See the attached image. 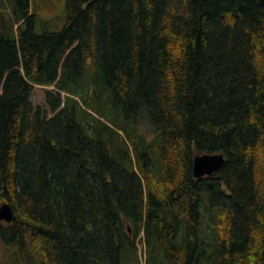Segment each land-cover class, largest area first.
Instances as JSON below:
<instances>
[{
  "label": "trees",
  "instance_id": "obj_1",
  "mask_svg": "<svg viewBox=\"0 0 264 264\" xmlns=\"http://www.w3.org/2000/svg\"><path fill=\"white\" fill-rule=\"evenodd\" d=\"M50 1L0 0V264H264V0Z\"/></svg>",
  "mask_w": 264,
  "mask_h": 264
},
{
  "label": "rangeland",
  "instance_id": "obj_2",
  "mask_svg": "<svg viewBox=\"0 0 264 264\" xmlns=\"http://www.w3.org/2000/svg\"><path fill=\"white\" fill-rule=\"evenodd\" d=\"M54 0H51L50 3H48V5H50L51 3H53ZM56 2H58V0H55ZM11 2V0H1V4H6V6H8V4ZM52 5V4H51ZM11 7V5H9ZM63 6L60 8V12L58 15H56L55 18H52L51 20V24L53 26H61L63 23V18L65 15V10L63 9ZM8 7V9L10 8ZM48 92H54L55 91V86H50V87H41V86H37L36 87V91L34 93L33 96V102L35 105H40L43 108L46 107L47 103H46V95ZM62 98L65 97V93L62 92ZM96 101H98L97 105L94 107L92 106L93 109V113L95 114V116L98 119H101L103 121H105L106 123H108L109 125H115L117 123V115L114 116L112 115L110 112H106L105 108H107V102L109 101V99L107 98V96L105 94L102 95V97H99ZM101 107V108H100ZM47 108V107H46ZM144 115V114H143ZM140 130L141 132L144 134L145 138L147 140H152L153 137L155 136V131L152 128V126L150 125V123L147 121L146 118H141L140 120Z\"/></svg>",
  "mask_w": 264,
  "mask_h": 264
},
{
  "label": "water",
  "instance_id": "obj_3",
  "mask_svg": "<svg viewBox=\"0 0 264 264\" xmlns=\"http://www.w3.org/2000/svg\"><path fill=\"white\" fill-rule=\"evenodd\" d=\"M225 162L222 154H203L194 158L193 171L197 178L206 175H212ZM13 219V210L10 205L4 204L0 208V220L11 222Z\"/></svg>",
  "mask_w": 264,
  "mask_h": 264
}]
</instances>
